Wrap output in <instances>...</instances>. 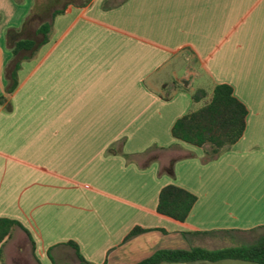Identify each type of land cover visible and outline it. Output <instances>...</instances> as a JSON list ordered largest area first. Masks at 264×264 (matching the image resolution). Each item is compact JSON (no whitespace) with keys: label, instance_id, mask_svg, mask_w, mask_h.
<instances>
[{"label":"crops","instance_id":"0c3cea01","mask_svg":"<svg viewBox=\"0 0 264 264\" xmlns=\"http://www.w3.org/2000/svg\"><path fill=\"white\" fill-rule=\"evenodd\" d=\"M37 13L36 0H0V218L19 223L0 264H134L262 232L264 0H64L47 41L13 57L16 40L40 41L24 35ZM219 83L245 106V129L207 159L171 127ZM168 184L196 196L184 221L156 210Z\"/></svg>","mask_w":264,"mask_h":264},{"label":"trees","instance_id":"16d2710c","mask_svg":"<svg viewBox=\"0 0 264 264\" xmlns=\"http://www.w3.org/2000/svg\"><path fill=\"white\" fill-rule=\"evenodd\" d=\"M60 12L54 11L53 16ZM31 19L32 15L27 16L25 24L29 23ZM50 28L51 22L39 24L36 33L41 36V39L38 43L29 38L16 40L10 49L13 57L20 51L33 52L37 50L47 41ZM11 30L9 29L7 34ZM19 68L20 61L14 59L6 67V76L9 82L7 90L9 92L17 83V70ZM204 96L203 90H197L191 95V98L192 100H199ZM246 113L245 106L234 97L232 88L227 84L219 83L213 88L208 101L175 120L171 127V135L178 141L196 147H207V149L205 148L207 159H211L233 145L241 137L245 129ZM195 201L196 196L190 191L174 184H168L163 186L158 193L156 210L162 215L184 221ZM16 224L19 223L13 219L0 218V243ZM143 231L144 229L140 227H134L127 234L125 240ZM71 245L76 248L74 243ZM79 259V264L85 263L80 255ZM225 259L264 264V226L262 232L249 243L218 249H206L199 246L188 249L161 248L134 264L191 263L199 260L213 262Z\"/></svg>","mask_w":264,"mask_h":264},{"label":"rangeland","instance_id":"374dc122","mask_svg":"<svg viewBox=\"0 0 264 264\" xmlns=\"http://www.w3.org/2000/svg\"><path fill=\"white\" fill-rule=\"evenodd\" d=\"M51 1V2H50ZM118 1V0H116ZM64 0H36L38 15H34L30 21V25L24 31L25 36L40 37L35 33V27L45 20H49L50 13L53 8L62 6Z\"/></svg>","mask_w":264,"mask_h":264}]
</instances>
